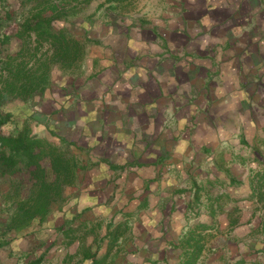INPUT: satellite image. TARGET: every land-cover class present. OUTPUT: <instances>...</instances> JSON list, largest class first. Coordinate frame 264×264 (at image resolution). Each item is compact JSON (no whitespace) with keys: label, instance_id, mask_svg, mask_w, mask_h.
Here are the masks:
<instances>
[{"label":"crops","instance_id":"0c3cea01","mask_svg":"<svg viewBox=\"0 0 264 264\" xmlns=\"http://www.w3.org/2000/svg\"><path fill=\"white\" fill-rule=\"evenodd\" d=\"M157 1L130 22L154 30L115 72L135 77L107 99L127 91L122 114L75 91L96 132L64 200L10 229L0 190V264H177L188 235L198 264H264V0Z\"/></svg>","mask_w":264,"mask_h":264},{"label":"rangeland","instance_id":"374dc122","mask_svg":"<svg viewBox=\"0 0 264 264\" xmlns=\"http://www.w3.org/2000/svg\"><path fill=\"white\" fill-rule=\"evenodd\" d=\"M154 1L157 0H90L89 3L84 4V1L80 0V9L78 8L76 13L69 16L65 22L64 20L61 22L65 23L70 32L79 35V37L84 34L82 29L87 30L86 36L91 42L84 49L82 61L77 63L79 64L78 68H72L67 73L61 72L57 67L52 68L50 72V85L43 95L39 94L28 102H23L12 97L2 103L1 109L11 113L15 119L11 121L13 124L5 126V130H8L7 133H11L16 127L20 128L27 125L34 135L42 138L38 125L43 124L44 126L47 122L45 121L47 119L45 116H48L49 112L54 110V106L51 108L53 101L51 102L49 98H57L58 115L54 114V122L51 125V129H48L49 135L46 140L68 153V156L75 157L79 163V173H81V165L86 162L84 150L90 151L88 148H90L96 132V129L91 124L83 123L82 118L90 112V105H92L90 101L92 100L106 102L109 105L107 109L112 112L110 114L112 119L118 118V115L122 114L121 111L123 109L119 108V102L122 99L128 98L126 96L127 91L123 90L125 96L123 98L119 96L121 100L112 97L110 101L107 99L111 94L117 96L118 89H128L126 85L134 82L135 77L133 75L130 79L115 72L121 70L123 68L122 65L134 60L135 52L142 49L140 43H138V34L142 33L148 36L147 33L150 30H154L151 29L150 25L142 27L137 26L138 24L134 25L135 21H132L133 23L130 24L131 20L145 17L151 18L158 13V10L150 4L152 2L153 4H160V2L157 1L156 3ZM19 2L20 0H0L1 16H4L6 10H12L16 15L14 23H9L10 28H8V32L12 31L16 20L19 21L23 16L25 17L30 12V8H32V6H27L22 9ZM151 45L153 46L151 47ZM151 45L149 47L154 50L157 44ZM34 46L35 43L30 41L25 46L26 50L20 52V44L13 40L0 51V91L3 88L2 82L6 76L3 69V60L9 56L13 64L23 62L25 69H33V67L37 66V59L42 60L44 58L43 54H46L45 52L48 48L44 44L35 50L36 47ZM109 61L119 62L111 64ZM106 68L107 70L105 71ZM120 76L122 77L120 78ZM99 84H105L106 89L99 90L93 96L92 90H94V86L102 88ZM85 87L89 98L93 97L88 103L81 100L79 96H75L76 90ZM84 97L86 98L87 96ZM49 118L52 119V117ZM109 140V138L105 140L103 146L107 147ZM112 145H114V141ZM113 147L118 151V147ZM81 148L84 150H81ZM77 151L78 154L76 153ZM95 152L100 156L104 155L101 153V146ZM44 164L45 167L49 165L48 161H44ZM19 183L21 186L19 196L22 198L28 194L31 187V179L27 173L11 177L6 176L0 179V190L7 188L5 195L10 199V196L14 194V185H18ZM66 190L67 188H65L63 194ZM57 203L58 201L54 202L52 207L57 205Z\"/></svg>","mask_w":264,"mask_h":264},{"label":"trees","instance_id":"16d2710c","mask_svg":"<svg viewBox=\"0 0 264 264\" xmlns=\"http://www.w3.org/2000/svg\"><path fill=\"white\" fill-rule=\"evenodd\" d=\"M80 0H20L23 9L32 6L30 12L15 22L11 32L9 23H14L15 12L6 10L0 14V51L11 41L20 44V52L26 50L30 41L35 43V50L47 45L44 58L37 59V66L25 69V64H13L8 57L3 60L5 78L0 91V179L6 176L27 173L31 179L28 194L20 197L21 186L14 185V194L10 196L13 212L7 222L10 229L28 226L34 219L43 220L54 202L60 203L66 187L75 182L80 167L78 160L57 148L46 139L34 135L27 125L14 128L7 133L5 126L14 121L11 113L1 109L2 103L10 98L23 102L43 95L50 85L51 69L57 67L63 73L78 68L84 56L86 45L91 42L83 30V36L70 32L61 21L76 13L81 7ZM84 4L90 0H83ZM1 55V54H0ZM44 161H48L45 167ZM6 196V195H5ZM200 238L192 235L184 237V252L177 264H198L202 252ZM105 258L92 256V264H104Z\"/></svg>","mask_w":264,"mask_h":264}]
</instances>
